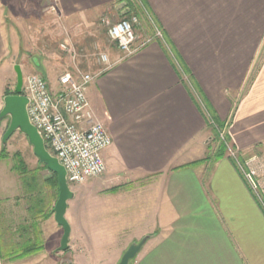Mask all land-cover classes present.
I'll return each instance as SVG.
<instances>
[{
	"label": "crops",
	"instance_id": "crops-1",
	"mask_svg": "<svg viewBox=\"0 0 264 264\" xmlns=\"http://www.w3.org/2000/svg\"><path fill=\"white\" fill-rule=\"evenodd\" d=\"M113 1L39 3L53 21L67 22ZM145 1L162 37L135 42L129 56L110 47L107 67L99 63L86 89L111 144L102 151L104 174L71 188L66 250L57 251L55 201L45 209L37 180L29 196L0 157V264H88L94 253L111 256L98 264H117L145 235L130 264H264V194L261 203L233 161L209 146L216 119L242 160L264 153V0ZM5 2L14 23L22 3ZM10 42L0 18V109L16 65ZM53 60L54 70L65 68ZM28 61L17 64L22 76H43L45 59ZM2 135L0 127V151Z\"/></svg>",
	"mask_w": 264,
	"mask_h": 264
},
{
	"label": "built area",
	"instance_id": "built-area-1",
	"mask_svg": "<svg viewBox=\"0 0 264 264\" xmlns=\"http://www.w3.org/2000/svg\"><path fill=\"white\" fill-rule=\"evenodd\" d=\"M102 22L108 38L124 56L137 50L136 15L122 17L115 22L102 19ZM155 36L162 37L159 29H156ZM60 48L73 61L76 60L77 52L68 43H61ZM97 61L104 64L105 69L108 55L99 53ZM95 76L92 72L75 67L58 75L55 89L40 74L32 73L23 77L21 94L29 99L27 113L30 122L42 135L46 149L64 166L70 185L100 177L106 170L102 151L111 144V137L105 124L95 116L86 95L87 86ZM219 135L226 147L227 157L233 161L247 187L262 203L264 159L253 156L242 160L238 151L225 139L224 132H219Z\"/></svg>",
	"mask_w": 264,
	"mask_h": 264
},
{
	"label": "rangeland",
	"instance_id": "rangeland-1",
	"mask_svg": "<svg viewBox=\"0 0 264 264\" xmlns=\"http://www.w3.org/2000/svg\"><path fill=\"white\" fill-rule=\"evenodd\" d=\"M5 1L6 0H0V18L1 26L3 27L6 36H9V38L12 39V43L10 42V45L12 44V55L8 57L10 62L14 64L23 63V65L26 67L25 63L27 62L28 64H31V62L28 60L33 56H37L38 60H40L42 57L46 61V72L39 73L43 74L49 83H56V78L58 75L63 70H66L70 64L69 70L77 67L81 71L93 73L99 66L97 55L101 52L106 53L107 50L114 45V42L110 40L106 34V28L102 22V19H108L109 22H115L118 19L128 15L129 11L127 1L115 0L109 5L102 7L99 11L89 13L85 16V18H73L67 22L62 20L56 22L55 20H52L53 17L50 14L42 11L43 6L40 5L39 0H20V3H22L23 6L21 5L22 9L20 5L18 6L19 10L17 9L16 19L13 18L14 23H16L14 24L13 20L10 23V20L7 21L10 17L11 11H7V8L9 7ZM140 6H144L143 11L145 14L143 12L140 13L137 11L138 22L135 26L137 38L136 44L146 41L152 36L153 33H155L156 29H159L162 33V30L159 28L148 6L145 7L144 3ZM3 9L6 11V13ZM24 14H27L28 17H23ZM66 41L68 42V45L73 47L77 52L74 63L71 62L69 64L67 53L63 52L60 48V44L67 43ZM16 52L17 55L15 58L14 54ZM51 59H54V63H56L57 60L62 61L65 68L61 71L54 70L53 65H51ZM14 72L12 70V80L9 85L10 87L6 89L7 92H13L14 90L16 83V73L14 75ZM209 124L215 130V133L211 134V141H209V146L211 149H214V155L218 151L219 147L223 145L224 150L221 156H227L226 147L219 135V132L223 131L225 134L224 137L227 140V125L225 121L213 119V122L209 121ZM7 125L8 118H1L0 127L3 132L5 131ZM259 154L255 155V157L261 158L263 160L264 153ZM0 157L4 158L5 161L14 168L15 172L21 176L22 182L25 183L27 179V182L30 185L32 180L36 179L37 181L35 184L39 190L38 199L40 198V192H42L44 196L43 199L45 209L47 207L48 209L52 207L57 197V189L56 187L49 185V175L47 172L43 171L42 173H39V169H43L42 164H40L37 158L34 156L31 145L28 143L27 138L22 133L14 132L7 139L6 143L3 144L1 148ZM34 171L39 175L36 176ZM69 186L72 188L73 185L69 184ZM30 190L31 187L28 189L29 196ZM95 254L96 253L89 257L88 264L91 262H97L96 264H98L104 259L109 260L111 258V256L105 257V255ZM119 258L120 257H118L117 260H119Z\"/></svg>",
	"mask_w": 264,
	"mask_h": 264
},
{
	"label": "water",
	"instance_id": "water-1",
	"mask_svg": "<svg viewBox=\"0 0 264 264\" xmlns=\"http://www.w3.org/2000/svg\"><path fill=\"white\" fill-rule=\"evenodd\" d=\"M16 73V83L12 93L3 96V104L0 109V119L7 117L8 125L2 135V143L5 144L7 139L14 133L20 132L26 138L32 147V152L38 162L46 169L55 174L57 179V198L52 207V213L56 223L62 227V235L57 251H64L68 247V238L70 233L69 223L65 217L68 202L73 198L74 192L66 180V170L64 166L53 156L44 144V140L37 128L30 122L27 105L28 97L21 94L23 76L19 65L14 66ZM148 235L143 236L139 241L131 243L122 253L117 264H130V261L140 251ZM72 264L71 261H67Z\"/></svg>",
	"mask_w": 264,
	"mask_h": 264
},
{
	"label": "trees",
	"instance_id": "trees-1",
	"mask_svg": "<svg viewBox=\"0 0 264 264\" xmlns=\"http://www.w3.org/2000/svg\"><path fill=\"white\" fill-rule=\"evenodd\" d=\"M125 1H127V5L129 6L128 15L125 16L126 18L130 17L131 15H136L137 16V11L140 12V13H142V12L144 13V11H143V7L144 6L141 7L140 6L141 4L144 3L145 4V7L148 6L145 0H125ZM8 93H12V92H7V94ZM223 150H224V148H223V145H222V146L219 147L218 151L216 152L215 158L220 157L223 154ZM42 167L43 168H46L44 165H42ZM52 175H53L52 179L49 178V185L52 186V187L54 186L57 189V179H56V176H55V174H52ZM25 184L28 185V189H29V187H31V189H32V186L34 185V182L32 180V182L30 184L31 186H30L29 183L27 182V179H26Z\"/></svg>",
	"mask_w": 264,
	"mask_h": 264
}]
</instances>
